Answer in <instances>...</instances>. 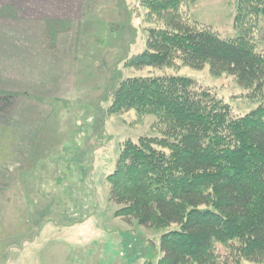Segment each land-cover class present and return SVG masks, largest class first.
I'll return each mask as SVG.
<instances>
[{
	"label": "trees",
	"instance_id": "obj_1",
	"mask_svg": "<svg viewBox=\"0 0 264 264\" xmlns=\"http://www.w3.org/2000/svg\"><path fill=\"white\" fill-rule=\"evenodd\" d=\"M186 1L141 0L157 25L148 29L147 49L125 67L209 66L216 76L232 75L261 102L238 115L194 78L164 74L116 81L108 114L154 116L158 135L120 144L116 168L107 176L110 202L118 206L117 215L142 226H179L163 235L159 264H264V50L253 42L254 32L264 27V0H237L234 26L242 35L228 39L186 21ZM7 25L0 34V147L11 163L27 156L37 132V121L22 117L16 105L20 99L31 102L35 45L50 39L40 29L33 32L35 45L24 43L16 38L24 31L13 21ZM32 65L35 70L25 73Z\"/></svg>",
	"mask_w": 264,
	"mask_h": 264
},
{
	"label": "rangeland",
	"instance_id": "obj_2",
	"mask_svg": "<svg viewBox=\"0 0 264 264\" xmlns=\"http://www.w3.org/2000/svg\"><path fill=\"white\" fill-rule=\"evenodd\" d=\"M86 1L79 22L69 21L62 31L49 24L44 33L50 42L39 48L34 44L36 71L32 65L25 72L34 71L31 102L20 99L16 105L22 117L37 121L30 152L9 163L0 147V230L7 232L0 246L8 264H159L163 235L179 226H142L117 215L118 206L110 202L107 176L116 168L120 144L158 135L154 116L140 119L133 110L108 114L116 81L164 74L194 78L213 88L238 115L261 102L251 99L232 75L216 76L209 66L125 67L147 49L148 29L157 24L149 21L141 0ZM236 5L237 0H187L181 14L221 38H236L242 35L234 26ZM4 26L0 34L7 31ZM253 42L259 52L264 50V27L254 32ZM9 182L14 185L8 188ZM100 212L109 221H99ZM84 213H96V221H75L74 215ZM17 231L23 235L11 238Z\"/></svg>",
	"mask_w": 264,
	"mask_h": 264
},
{
	"label": "crops",
	"instance_id": "obj_3",
	"mask_svg": "<svg viewBox=\"0 0 264 264\" xmlns=\"http://www.w3.org/2000/svg\"><path fill=\"white\" fill-rule=\"evenodd\" d=\"M87 6L86 0H0V24L6 25V23L8 24L10 21L15 22L18 30L25 32V34L24 32L22 34L24 36L20 37L21 39L18 37L16 38L20 41H24V43L26 40H30V44H36L38 35L33 32H37L40 29L47 31L49 29V24H55L58 26V30L62 31V29H65L66 24H70L69 21L79 22L82 15L85 14ZM28 30L32 32L30 38L27 36ZM84 214L82 218H76L77 215H74L75 221H96V213ZM99 214V221L102 220V223L109 221L108 219H104L102 212ZM101 228H108V226L102 224ZM5 230H0V237L6 232ZM19 233L23 235L22 231H17L14 234L12 233L10 237L16 238ZM4 252L5 248L0 246V264H8L7 259L9 257L6 254L3 255ZM20 254H23V250ZM29 258L30 255L28 254V259ZM22 260L23 259L20 257L17 261Z\"/></svg>",
	"mask_w": 264,
	"mask_h": 264
}]
</instances>
